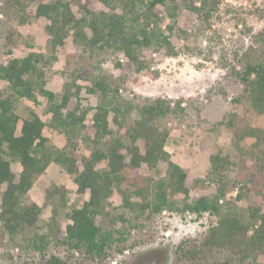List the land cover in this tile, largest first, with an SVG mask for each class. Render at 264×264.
I'll list each match as a JSON object with an SVG mask.
<instances>
[{
	"label": "trees",
	"instance_id": "obj_1",
	"mask_svg": "<svg viewBox=\"0 0 264 264\" xmlns=\"http://www.w3.org/2000/svg\"><path fill=\"white\" fill-rule=\"evenodd\" d=\"M13 2L23 10L18 16L21 25L28 22L30 13L35 20L43 21L42 37L49 51L37 50L30 44L23 56L1 55L0 79L7 84V91L0 94V240H14L26 230H32L27 246L44 255L53 247H65L72 253L102 259L114 243L124 240L120 230L113 226L116 220L128 223L130 228L139 227L144 220L165 209H176L218 216L203 240L178 249L179 261L207 264L208 256L218 254L226 257L228 263L251 260L264 264L262 207L251 208L249 216H245L231 206L243 199V189L247 187L242 185L235 196L229 194V189L235 187L229 173L242 153L258 149L264 165L263 125L235 112L221 121L230 134L231 149L225 151L212 140L207 144L215 149L209 155L208 169L215 192L209 196L201 190L205 180L175 162L165 148L169 132L158 121L180 108L179 102L172 108L169 101L157 97L133 105L118 94V87L111 86L108 77L101 76L85 84L79 81L83 75L75 71L60 91L51 90L46 88L45 73L39 66L58 59L57 53L66 49L70 39L75 50L72 57L80 50L113 47L127 57L119 65L132 63L139 71L146 67L144 48L155 43L156 47L167 46L168 53L174 52L170 35L161 28L163 12L167 11L173 19L181 4L209 23L221 0ZM97 2L112 11L97 7ZM120 2L123 6L117 9L116 4ZM166 27L172 34L173 26ZM243 56L242 70L233 72L242 90L232 102L264 119V24L259 33V46L250 47ZM83 92L101 96L106 102L84 106ZM38 96H43L46 104ZM22 99L34 104V108H26L25 115L17 111V102ZM135 107L139 114L127 125L126 118ZM90 110L92 124L88 125L84 121ZM44 112L50 114L49 120L43 118ZM50 128L64 133L66 142L72 146L75 143L71 139L80 135L93 143L109 146L107 150H92L89 157L78 158L73 151L56 150L47 133ZM52 162L61 163L78 184L79 193H88L89 199L64 213L69 222L62 229L55 227L57 210L64 205L63 193L59 192L60 197L52 200V215L44 230L39 219L55 190L40 193L38 201L25 202V197L39 176H46ZM115 192L121 196L118 207L110 201ZM48 263L61 264V261L51 255Z\"/></svg>",
	"mask_w": 264,
	"mask_h": 264
},
{
	"label": "rangeland",
	"instance_id": "obj_2",
	"mask_svg": "<svg viewBox=\"0 0 264 264\" xmlns=\"http://www.w3.org/2000/svg\"><path fill=\"white\" fill-rule=\"evenodd\" d=\"M13 1L7 0V4L0 1V59L1 55L5 58L23 56L30 44L35 45L37 50L47 49L48 52L41 31L43 21L35 20L30 13L28 22L21 25L18 16L23 10ZM116 5L120 9L123 2ZM96 6L112 11L102 3L97 2ZM178 6L173 19L165 11L161 21L164 33L170 35L174 52L168 53L167 46L156 47L155 43L144 48V69L138 71L132 63L119 65V62H126L127 57L123 51L113 47L80 50L78 55L72 57L75 50L70 39L66 49L57 53L58 59L39 66L45 73L46 88L51 90L60 91L72 79L75 71L83 75L79 81L85 84H91L101 76L108 77L110 85L118 87V94L133 105H141L149 98L157 97L169 101L172 108L179 102L180 108L158 121L169 132L165 148L175 162L188 167L195 177L205 180L201 190L211 196L215 192V184L208 172L209 155L215 149L207 147V144L212 140L225 151L231 149L230 134L221 121L227 120L230 113L235 112L264 126V119L232 102L242 90L233 72L242 70L244 52L250 47L259 46V33L264 24V0H221L209 23L202 21L196 12L181 4ZM168 24L174 28L172 34L166 27ZM5 91L7 84L0 79V94ZM83 95L84 106L94 107L106 102L101 96L84 92ZM38 99L46 104L43 96H38ZM27 107L34 108L32 101L22 99L17 102L19 114L25 115ZM138 114V108H133L126 118V124ZM49 117L50 114L44 112L43 118L49 120ZM91 118L90 110L85 124H92ZM47 133L56 150L64 153L73 151L78 158L82 155L89 157L92 150H107L109 146L103 142L93 143L81 135L71 139L75 143L72 146L66 142V135L61 131L50 128ZM229 175L235 181V187L229 189L231 196H235L242 185L247 187L243 189V199L233 204L232 209L249 216L251 208L261 205L264 212V165L258 149L242 153L235 160ZM46 190L48 193L55 190V194L49 198L48 206L39 219L43 229L52 215V200L60 197L59 192L63 193L64 205L57 210L55 219L58 225L55 227L62 229L69 222L64 213L89 199L88 193H79L73 176L59 162H52L46 176H39L27 193L25 202L38 201V195ZM110 201L114 207H118L122 202L121 196L115 192ZM113 206L110 207L112 214L115 213ZM217 219L218 216L209 212L196 215L189 211L165 209L150 220H144L139 227L130 228L128 223L116 220L113 226L120 230L124 240L114 243L102 259L72 253L65 247H53L44 255L27 246L32 230H26L14 240H0V264H49L51 255L57 257L61 264H192L179 261L178 249L203 240L208 228ZM105 223L108 225L106 220ZM119 235L115 233V236ZM226 262V257L217 254L208 256L207 264H258L251 260Z\"/></svg>",
	"mask_w": 264,
	"mask_h": 264
},
{
	"label": "built area",
	"instance_id": "obj_3",
	"mask_svg": "<svg viewBox=\"0 0 264 264\" xmlns=\"http://www.w3.org/2000/svg\"><path fill=\"white\" fill-rule=\"evenodd\" d=\"M121 61H123V58H120ZM119 91H121V89H119Z\"/></svg>",
	"mask_w": 264,
	"mask_h": 264
}]
</instances>
